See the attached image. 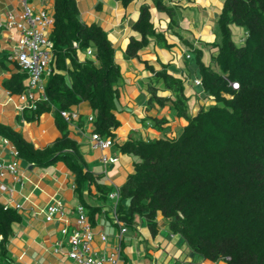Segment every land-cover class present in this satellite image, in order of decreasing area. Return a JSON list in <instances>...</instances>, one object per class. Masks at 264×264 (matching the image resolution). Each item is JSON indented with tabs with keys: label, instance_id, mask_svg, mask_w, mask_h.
Instances as JSON below:
<instances>
[{
	"label": "trees",
	"instance_id": "obj_1",
	"mask_svg": "<svg viewBox=\"0 0 264 264\" xmlns=\"http://www.w3.org/2000/svg\"><path fill=\"white\" fill-rule=\"evenodd\" d=\"M120 1L128 5L134 0ZM154 5L160 19L168 17L174 25V8L164 0H154ZM52 15L51 74L45 84L48 101L40 103L35 113L54 110L63 136L39 150L1 123L0 135L15 145L21 159L37 167L64 162L74 175L76 195L93 226L101 207L88 204L85 191L88 189L90 194L94 187L98 199L108 202L112 200V188L99 183L102 175L87 169L79 144L69 137L68 124L60 112L74 111L81 102L88 101L94 111L92 132L114 138L121 125L116 115L121 68L104 28L84 24L76 0H54ZM216 24L220 41L217 36L213 44L217 53L212 63L218 70L204 62L203 51L192 52L201 79L199 87L216 105L190 115L184 79L166 71L155 73L146 64L154 73L150 101L161 106L170 102L175 116L186 119L188 125L178 138L129 140L120 147L123 154L133 158L134 171L119 189L116 211L127 224L139 217L152 227L162 214L170 221L171 232L180 235L195 254L207 261L264 264V0H225ZM232 25L245 29L240 45L233 41ZM134 29L141 39L131 40L126 59L138 60L151 38L164 48H171L164 32L156 28L150 6L141 8ZM87 49L92 50V56H86ZM10 56H5L8 61L4 67L11 75L3 86L12 95H20L26 90L27 74L16 60H9ZM159 82L173 95L171 98L159 96L160 91L155 88ZM231 83H238L239 89L234 90ZM153 120L169 123L164 118ZM166 128L159 126L158 130L165 135ZM20 220L16 210L0 204L3 247L9 241L12 224Z\"/></svg>",
	"mask_w": 264,
	"mask_h": 264
},
{
	"label": "crops",
	"instance_id": "obj_2",
	"mask_svg": "<svg viewBox=\"0 0 264 264\" xmlns=\"http://www.w3.org/2000/svg\"><path fill=\"white\" fill-rule=\"evenodd\" d=\"M29 1L37 11L53 13L54 0ZM164 2L174 8V25L168 17L160 19L161 16L156 14L154 0H134L128 5L120 0H76L81 21L88 26L96 24L104 28L114 46L115 61L121 68L117 101L119 109L116 111L121 125L115 131L114 145L104 153L117 158L118 162L104 164L102 153L90 147L89 138L93 126L87 119L94 115V111L88 101L76 107L74 111L80 117L73 125H68L67 129L69 137L79 144L81 160L87 169L102 175L99 183L112 188V191L120 189L134 171L133 158L120 150L123 144L129 140L149 142L164 136L178 138L188 125L186 119L175 116L170 102L161 106L156 101H150V83L154 73L146 68L147 63L154 68L155 73L166 71L184 81L186 79L185 95L190 115L196 116L203 107L208 108L202 100L201 92L195 89L199 86L189 79V66H195L192 53L195 49L203 51L204 58L209 56L207 65L212 63L217 53L213 45L217 39L216 22L225 0ZM145 5L151 7L155 26L159 32H164L171 48L166 49L155 38H151L150 43L140 52L139 59L129 60L125 58L126 49L132 39H141L134 25ZM22 6V0H0V123L23 135L35 149L43 150L63 136L56 112L52 110L37 115L29 109L20 110L22 104L19 95H12L3 86L11 75L4 67L8 61L5 56L8 58L12 54L14 46L10 32L3 25L8 14H18ZM243 34L240 35L241 42L245 38ZM67 66H71L70 62H67ZM155 88L160 91L161 97L173 96L164 89L162 82L155 85ZM154 118H164L169 123H155ZM159 126L167 127L165 135L158 130ZM4 140H8L9 144ZM13 152L19 154L11 141L0 135V163L17 162L18 168L16 175L8 174L0 183V204L5 209L16 210L21 216L19 222L12 224L9 241L4 247L1 244L3 235L0 233V264H74L67 256L68 236L61 232L63 227L69 233L73 231L78 217L77 207L82 205L75 192L74 175L62 161L50 167H37L19 155L15 156ZM98 196L94 187H91L90 194L88 189L85 191V200L88 197L96 203L93 206L101 207L95 225L92 226L95 236L93 247L100 254L119 244L116 235L120 226L112 218L110 206L114 202L110 199L102 202ZM59 202L62 203L63 216L58 215L53 222H47V207ZM155 222L156 226L152 227L145 218L136 217L130 224L125 223L127 232L120 241V264H227L225 261L210 262L195 254L180 235L171 232L170 221L162 214L156 217ZM101 234L108 237L107 242L101 241Z\"/></svg>",
	"mask_w": 264,
	"mask_h": 264
},
{
	"label": "built area",
	"instance_id": "obj_3",
	"mask_svg": "<svg viewBox=\"0 0 264 264\" xmlns=\"http://www.w3.org/2000/svg\"><path fill=\"white\" fill-rule=\"evenodd\" d=\"M22 4V10L18 14L14 12L8 14L3 27L10 32V39L14 43L9 59L16 60L19 68L27 74L26 90L19 95L22 104L20 110L29 109L36 112L40 103L48 101V97L45 94L44 78L51 74L50 64L53 43L50 40V33L54 18L52 14L45 10L37 11L29 0H22ZM74 46L76 47L77 44L74 43ZM85 53L87 57L93 55L91 49H87ZM197 83L200 82L197 81ZM231 86L234 90L239 89L238 83H231ZM60 115L68 125H73V122L80 117L77 111L63 110ZM87 121L93 123L94 116H89ZM114 140V138H104L94 132L90 135V147L93 151L102 153L101 160L104 164L118 162L117 158L104 154L105 151L114 145ZM4 141L9 144L8 140ZM13 153H15V156L19 155L16 152ZM17 172V162L0 163V183L5 179L6 175H16ZM109 198L114 201L112 209L114 222L120 225V230L116 235L119 244H115L100 254L97 253L93 247L95 236L89 223L87 212L83 205H79L77 207L78 217L73 231L69 233L66 227L61 229L62 234L68 236L69 249L67 256L74 264H120V241L124 233L127 232V228L121 224L116 212L120 198L119 190L111 192ZM63 213L62 203L52 204L47 207L45 220L53 222L58 215L62 217ZM100 239L102 242H107L108 237L105 234H101Z\"/></svg>",
	"mask_w": 264,
	"mask_h": 264
},
{
	"label": "rangeland",
	"instance_id": "obj_4",
	"mask_svg": "<svg viewBox=\"0 0 264 264\" xmlns=\"http://www.w3.org/2000/svg\"><path fill=\"white\" fill-rule=\"evenodd\" d=\"M231 29H232V36H233V41L238 45V44H241L242 42L240 41V38H241V33L243 35H245V29L243 27H240V26H237V25H232L231 26ZM216 34L218 36V42L220 41V32H219V27L218 25L216 24ZM241 42V43H239ZM209 60V56H206V58H204V62L207 63ZM211 67L214 69V70H218V67L217 65H215L214 63H210ZM189 79L190 81L194 82L197 78L200 79V76H199V72L198 70L195 68V66L193 65H190L189 66ZM47 78V77H45ZM44 78V79H45ZM196 91L198 92H201V97H202V100L204 102H206V107H210V106H213V105H216V102L215 101H212L211 99L209 98H206L205 94L202 92V89L201 87H195ZM86 202L90 205H94L96 204L95 202L92 201V199L90 198H86Z\"/></svg>",
	"mask_w": 264,
	"mask_h": 264
},
{
	"label": "clouds",
	"instance_id": "obj_5",
	"mask_svg": "<svg viewBox=\"0 0 264 264\" xmlns=\"http://www.w3.org/2000/svg\"><path fill=\"white\" fill-rule=\"evenodd\" d=\"M187 57L189 58L190 55H188ZM185 81H186V79H185ZM197 81H199L200 83H197ZM194 84H196L197 86H200V85H201V79H200V80H195V81H194ZM117 189H118V188H117ZM118 190H119V189H118ZM112 192H113V191H112ZM112 201H113V200H112ZM113 202H114V201H113ZM113 204H114V203H113ZM113 204H112V207H111V212H112V209H113V206H114ZM117 205H118V204H117ZM116 212H117V211H116ZM117 216H118V215H117ZM112 218H113V215H112ZM113 220H114V218H113ZM119 221L121 222V224H123L124 226H126L125 222L121 221L120 219H119ZM116 225H119V224L116 223ZM91 226H92V225H91ZM119 226H120V225H119ZM126 227H127V226H126ZM119 228H120V227H119ZM225 262H226V261H225ZM226 263H227V262H226Z\"/></svg>",
	"mask_w": 264,
	"mask_h": 264
}]
</instances>
